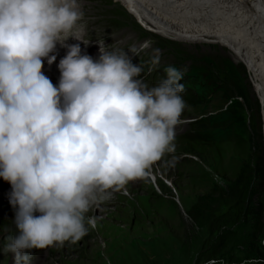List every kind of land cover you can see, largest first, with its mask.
I'll return each mask as SVG.
<instances>
[{
    "label": "clouds",
    "instance_id": "9594fccd",
    "mask_svg": "<svg viewBox=\"0 0 264 264\" xmlns=\"http://www.w3.org/2000/svg\"><path fill=\"white\" fill-rule=\"evenodd\" d=\"M82 17L79 0H0V178L14 210L0 250L13 264H30L33 249L79 241L96 227L94 205L174 148L183 71L168 65L149 87L129 55L147 42L126 52L97 39L98 56L82 54L80 43H67H89ZM58 44L66 53L54 85L42 67L56 60ZM147 67H160L158 49Z\"/></svg>",
    "mask_w": 264,
    "mask_h": 264
},
{
    "label": "rangeland",
    "instance_id": "374dc122",
    "mask_svg": "<svg viewBox=\"0 0 264 264\" xmlns=\"http://www.w3.org/2000/svg\"><path fill=\"white\" fill-rule=\"evenodd\" d=\"M79 3L83 12L80 23L91 22L89 43L83 44L81 50L90 44L96 45L94 59L99 54L97 39L104 40L109 49H125L126 52L130 46L138 47L147 42L149 48L138 57L130 52L129 55L133 63L144 66L141 78L149 87L163 78V68L168 65L184 73L180 83L184 85L185 108L174 129L173 151L167 152L163 163L161 156L150 165L154 175L147 170L143 183L151 185L153 196L158 198L156 205L168 215L152 218L147 223L112 205L114 217L90 229L96 234L88 240L98 248L91 245L93 251L88 252L89 255H79L77 247L73 249V244L66 242L59 248L31 250L30 264H121L125 255L132 259L122 264L215 263L216 260L206 262L202 257L210 247L207 238L217 235L206 227L203 213L212 209L219 189L226 190L233 181L236 163L250 153L258 158L264 149V107L256 92L252 71L248 72L246 62L229 46L215 40L179 39L154 31L137 20L120 0H79ZM67 43L75 41L69 39ZM153 49L159 50L160 67L149 73L147 61ZM201 81L202 86L209 87L199 96L191 86ZM235 88L246 90L247 101L236 94ZM225 109L233 114V131L220 143L203 134L210 130L209 115ZM250 117L255 123L250 129H244L251 123ZM1 184L6 190L10 189V184L3 179ZM219 208L220 213L227 209L221 204ZM7 209V204L0 201V241L14 231L11 223L14 215H6ZM190 213L202 215L196 220ZM9 255L12 257L11 253L7 257L3 255L0 264L9 259ZM237 258L231 263L222 259L221 263L242 264L245 260L242 253H238Z\"/></svg>",
    "mask_w": 264,
    "mask_h": 264
},
{
    "label": "bare ground",
    "instance_id": "6f19581e",
    "mask_svg": "<svg viewBox=\"0 0 264 264\" xmlns=\"http://www.w3.org/2000/svg\"><path fill=\"white\" fill-rule=\"evenodd\" d=\"M120 1L137 20L160 34L179 39H212L229 46L241 61L246 62L247 67L249 65L255 81L256 92L259 94L264 107V0ZM83 26L85 29L84 39L89 40L91 22L85 21ZM75 43H80L81 47L83 45V42L80 41H75ZM83 53L94 56L97 53L96 45L90 44L87 49L82 50ZM43 73L47 76V73ZM58 79L59 77L56 75L50 77L54 85L58 83ZM166 154L162 155V163ZM147 170L148 173L154 175L151 166ZM1 180L2 178H0V189H3V193L0 194V201L5 202L8 206L6 215H14V210L11 211L12 207L7 196L10 189L6 190V187L2 185L3 183L1 184ZM144 182L145 177L130 181L124 188L113 191L108 200L94 205L88 215L96 218V226L109 222L105 220L106 218L114 217L111 214L110 206L112 205L115 206L116 210L126 211L128 215H132L136 219L147 220V223L152 218L168 215L156 205L158 198L153 196L151 185H144ZM159 224L161 226L160 222ZM94 234H96L95 231L89 230L79 241L72 243L73 246H69H72L73 249L77 247V253L86 256L92 250L93 245L98 248L97 244L88 240ZM1 241L0 249H2L4 242ZM105 245L107 248V244ZM3 255L5 253L0 250V262L4 258H2ZM130 258L131 256L125 255L121 262L124 263ZM2 263L13 264V259L9 255V259H4Z\"/></svg>",
    "mask_w": 264,
    "mask_h": 264
},
{
    "label": "trees",
    "instance_id": "16d2710c",
    "mask_svg": "<svg viewBox=\"0 0 264 264\" xmlns=\"http://www.w3.org/2000/svg\"><path fill=\"white\" fill-rule=\"evenodd\" d=\"M203 81L194 83L192 91L202 96L207 92L208 85ZM236 87V86H235ZM236 94L247 101L246 90L235 88ZM208 125L210 130L203 134L216 142L226 141L232 131L233 114L229 109L221 110L209 115ZM251 123L244 127L250 129ZM251 141H248L250 144ZM256 158L255 153H250L242 161H238L233 174V181L227 189H219L212 205L203 213L206 227L217 233L208 237L210 247L202 254L206 262L216 260L213 264L231 263L238 260L237 254L242 253L243 259L249 257H264V149ZM227 209L220 213L219 205ZM206 211V210H205ZM204 211V212H205ZM191 218L197 220L202 214L190 213Z\"/></svg>",
    "mask_w": 264,
    "mask_h": 264
},
{
    "label": "built area",
    "instance_id": "2783aa9c",
    "mask_svg": "<svg viewBox=\"0 0 264 264\" xmlns=\"http://www.w3.org/2000/svg\"><path fill=\"white\" fill-rule=\"evenodd\" d=\"M247 69H248V72H251V69H250L249 65H248Z\"/></svg>",
    "mask_w": 264,
    "mask_h": 264
},
{
    "label": "water",
    "instance_id": "95a60500",
    "mask_svg": "<svg viewBox=\"0 0 264 264\" xmlns=\"http://www.w3.org/2000/svg\"><path fill=\"white\" fill-rule=\"evenodd\" d=\"M264 241V240H263Z\"/></svg>",
    "mask_w": 264,
    "mask_h": 264
}]
</instances>
